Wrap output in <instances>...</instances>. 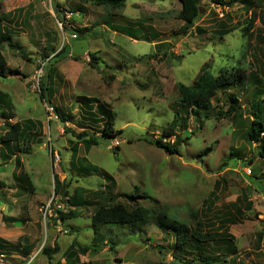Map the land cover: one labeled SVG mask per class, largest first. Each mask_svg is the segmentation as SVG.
<instances>
[{"label": "rangeland", "instance_id": "1", "mask_svg": "<svg viewBox=\"0 0 264 264\" xmlns=\"http://www.w3.org/2000/svg\"><path fill=\"white\" fill-rule=\"evenodd\" d=\"M55 4L65 9L67 28L58 21ZM224 4L199 0V17L185 27L178 0H126L124 8L110 14L89 0H0V25L31 58H21L4 44L8 67L21 74L0 77V135L6 124L21 122L20 143L26 150L0 156V228L17 246L0 249L4 264H202V259L264 264V185L252 178L264 180V158L257 157L256 144L246 134L252 99L264 120V0ZM247 21L252 26L244 34ZM74 26L89 30L80 36ZM227 28L232 31L222 34ZM64 44L70 53L55 63L59 74L49 82L52 95L45 100L32 86L38 65L44 64L40 54ZM204 65L213 74L239 71L242 86L219 90L208 110L185 113L176 84H191ZM83 95L109 104L121 133L88 151L79 144L78 155L86 159L72 165L70 147L76 138L67 129L79 133L83 126L101 127L82 118ZM230 96L241 107L224 116ZM47 102L61 107L69 119L49 118ZM175 115L180 123L166 141L175 140L176 153L144 140L159 138ZM5 150L0 145V152ZM89 165L98 172L88 175L80 169ZM54 175L64 180L57 195ZM121 193L135 195L134 204L152 207L157 215L192 230L199 227L205 239L187 238L177 248L175 232L160 228L155 215L144 225L103 226L96 252L83 254L74 247L67 254L73 239L90 248L98 244L93 210L99 203L129 201ZM49 202L50 208L61 203L62 212L74 209L76 217L62 221L56 210L44 216L41 206ZM54 242L59 249L48 259L40 250ZM29 243L34 248L26 258L20 251Z\"/></svg>", "mask_w": 264, "mask_h": 264}, {"label": "trees", "instance_id": "2", "mask_svg": "<svg viewBox=\"0 0 264 264\" xmlns=\"http://www.w3.org/2000/svg\"><path fill=\"white\" fill-rule=\"evenodd\" d=\"M94 2L95 4L102 6L103 8L108 10L107 14H110L114 10H120L124 8L126 0H89ZM181 4V10L179 12L180 19L183 20L185 27L191 26L194 24L195 20L199 17V0H178ZM210 3L216 6H225L224 0H209ZM55 13L58 21L62 24L64 28H67L68 23L65 17V9H60L59 5L55 4ZM73 13V12H72ZM224 16L227 17V13H224ZM108 23V21H106ZM252 23L251 21H247V26L244 27L243 33L247 34L251 29ZM72 30L78 32L80 36L85 35L89 29L87 28H77L72 27ZM232 30L230 28L224 29L222 34H228ZM221 34V35H222ZM12 33L4 28V26L0 25V77L7 78L8 76L20 75L21 73L17 69L9 68L3 55L4 44H6L10 49L15 51L21 58L31 61V58L27 55L25 49L12 41ZM77 37V35H76ZM57 48L50 46V48L46 49L44 53L40 54L43 65H38L43 70V75L39 79V94L40 97L45 100H50L52 95L51 87L49 82L58 75V69L55 65L60 59L69 55L70 50L68 49V45L64 44L61 48L56 51ZM164 54L166 52L164 51ZM91 58L94 60H98L99 58L95 55V53L89 54ZM98 62H96L97 64ZM93 67V63L91 64ZM237 72H229L226 69L220 70L218 74H213L207 65H204L196 77V79L189 85L183 83H177V91H178V99L179 104L182 110L185 113L190 112H198L199 110H208L212 106V98L217 94L219 90H223L230 85H240L242 86L241 78L243 75ZM112 78V75L110 76ZM257 93V91H255ZM82 100V118L86 121L94 123L96 125L100 124L101 127L97 126H83L87 127L82 129L79 133H75L73 129H67V131H71V133L75 136L76 141L70 147V162L74 165L75 162H80L85 160L86 158H81L78 155L79 152V144H82L86 151H88L92 146L98 145L101 140H110L116 138L121 133V129L115 128V113L111 110L109 104L101 101L97 97H91L83 95L81 96ZM256 101L254 99L251 100V112H252V120L248 130L246 131L247 138L250 142L256 144V155L257 157L264 158V139L261 136V133L264 132V120L259 115L258 109L256 108ZM240 104L238 98L235 96L229 97V106L224 113V116H231L235 111L240 108ZM54 112L57 115V118L60 119L63 123H65L69 116L65 114L61 107L55 105L53 106ZM223 114V113H222ZM180 117L175 115L172 121L166 125L159 138L150 139L148 137H144V140L150 144L155 145L158 148H162L169 153H176L177 150L173 146L175 140L172 144L169 141H166V138L171 136H175V129L178 127ZM90 126V127H89ZM23 127L24 125L16 121L12 124H6V127L3 133L0 135V145L5 147V151L0 152V156L2 154L4 157H11L15 152L25 153L26 150L21 147V140L23 139ZM92 128V129H90ZM28 147V144H27ZM118 150V147H114L113 152ZM234 152L236 150L234 149ZM233 149L230 151L231 154H235ZM52 158L54 159L53 149H52ZM225 164L223 161L219 167ZM86 174H90L93 172H98V168L95 165L82 166L80 167ZM105 179L111 178L110 175L106 172L102 173ZM264 176V173H262ZM255 181L259 183L260 187H263L264 180L258 179V177H252ZM19 179V178H18ZM54 182V195H57L60 191L59 188L63 186L64 180L60 181L57 175L53 177ZM1 183V182H0ZM64 196H67V191L63 192ZM97 196H101L103 194L102 191H97ZM121 196L126 198L129 201H116L112 203L106 204H97L93 210L91 215V227L93 231V239L95 242H98L97 245H93L91 248L89 246H83L78 244L76 240H72L67 248V254L70 255L71 249L76 247L81 253H86L88 251L96 252L97 247L100 245V241L103 239L100 235V230L103 226L106 225H116V226H124L130 225L139 226L146 224L153 216L157 215V211L152 207H145L140 204H134L136 196L133 194L121 193ZM107 197L109 199H113L111 194H108ZM76 200V199H75ZM71 205L76 206V202H73L68 199ZM79 204H84L85 201L81 200L78 202ZM136 203V202H135ZM251 203L249 202L247 208H250ZM58 218L60 220H64L65 218L76 217L77 212L74 209H69L68 212H62L57 210ZM157 224L160 228H169L175 232L176 242L175 246L180 248L181 244L185 243L187 238L191 239L193 242L201 241L205 239L204 235L201 232L199 227H195V229H190L186 223L175 220L173 218H165V215H157ZM207 236V235H206ZM97 240V241H96ZM32 247L21 249V253L24 256H28L30 254ZM0 249L1 250H9L14 249L17 250L16 245H12L10 241H7L0 237ZM58 245L56 242L53 243V247L49 248L45 245L41 248L40 252L47 256L50 259L53 254L57 253ZM202 264H219L214 260H200ZM184 264H187L185 262Z\"/></svg>", "mask_w": 264, "mask_h": 264}, {"label": "built area", "instance_id": "3", "mask_svg": "<svg viewBox=\"0 0 264 264\" xmlns=\"http://www.w3.org/2000/svg\"><path fill=\"white\" fill-rule=\"evenodd\" d=\"M70 14H72V13H68L67 16H70ZM220 14H221V16H224V13L222 11H221ZM74 37H76V35H74ZM40 71H41V67H40L39 72L37 73V75L34 76L33 80H32V86L33 87H37L38 90H39ZM45 109H46V111H47V113L49 115V118L57 119V115L54 112L53 105H51L50 103L47 102V103H45ZM261 136L264 139V132L261 133ZM112 144L114 146H117V145H119V141L117 139H115L112 142ZM56 158H58V156H56ZM50 202L41 206V208L43 209L44 216L47 214V212L51 214V212L53 210L57 211V210H59L61 208V203L55 205L54 208H50ZM4 257H5V254L3 253V251L0 250V264H4Z\"/></svg>", "mask_w": 264, "mask_h": 264}, {"label": "crops", "instance_id": "4", "mask_svg": "<svg viewBox=\"0 0 264 264\" xmlns=\"http://www.w3.org/2000/svg\"><path fill=\"white\" fill-rule=\"evenodd\" d=\"M59 179V178H58ZM60 180V179H59ZM60 181H62V180H60ZM1 217V216H0ZM1 229V228H0ZM1 231H2V234H0V237L1 238H3V239H5V240H7V241H10L7 237H6V235H7V233L5 232V231H3L2 229H1ZM11 242V241H10ZM29 247H32L31 248V251H30V254L33 252V248H34V246L33 245H31L30 243L28 244V245H26L25 244V248H29ZM30 254L28 255V256H24V255H22V254H20V255H22L23 257H29L30 256ZM19 255V256H20Z\"/></svg>", "mask_w": 264, "mask_h": 264}, {"label": "clouds", "instance_id": "5", "mask_svg": "<svg viewBox=\"0 0 264 264\" xmlns=\"http://www.w3.org/2000/svg\"><path fill=\"white\" fill-rule=\"evenodd\" d=\"M1 216V215H0Z\"/></svg>", "mask_w": 264, "mask_h": 264}]
</instances>
